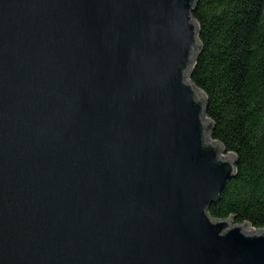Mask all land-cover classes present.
<instances>
[{"label":"water","instance_id":"1","mask_svg":"<svg viewBox=\"0 0 264 264\" xmlns=\"http://www.w3.org/2000/svg\"><path fill=\"white\" fill-rule=\"evenodd\" d=\"M198 0H0V264H264L212 218L236 156L189 79Z\"/></svg>","mask_w":264,"mask_h":264},{"label":"trees","instance_id":"2","mask_svg":"<svg viewBox=\"0 0 264 264\" xmlns=\"http://www.w3.org/2000/svg\"><path fill=\"white\" fill-rule=\"evenodd\" d=\"M200 50L189 79L206 95L211 137L236 156L212 218L264 229V0H198Z\"/></svg>","mask_w":264,"mask_h":264}]
</instances>
